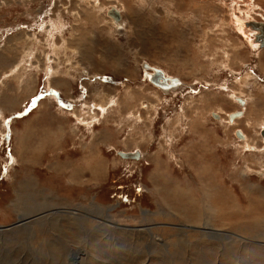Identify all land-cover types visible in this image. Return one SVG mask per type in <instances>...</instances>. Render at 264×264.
I'll use <instances>...</instances> for the list:
<instances>
[{
	"label": "rangeland",
	"instance_id": "1",
	"mask_svg": "<svg viewBox=\"0 0 264 264\" xmlns=\"http://www.w3.org/2000/svg\"><path fill=\"white\" fill-rule=\"evenodd\" d=\"M232 1L0 0V264H264V47Z\"/></svg>",
	"mask_w": 264,
	"mask_h": 264
},
{
	"label": "bare ground",
	"instance_id": "2",
	"mask_svg": "<svg viewBox=\"0 0 264 264\" xmlns=\"http://www.w3.org/2000/svg\"><path fill=\"white\" fill-rule=\"evenodd\" d=\"M248 2V0H237L236 2H234V1H232V7H233V9H232V11H230V19H231V24L233 25V29H235V31L245 40V42L247 43V45H249L250 47H252V49L254 48L255 50H257V47H259V45H260V43L259 42H257L256 40H255V37H256V35L258 34V31H256V30H254L253 29V27H252V23H254L255 21H253V20H250L251 18L250 17H248L247 15V18L249 19L247 22H245V13L246 12H242V14H238V9H237V6H239L240 5V3H241V5H242V2ZM250 1V0H249ZM250 3H251V1H250ZM193 4V3H192ZM199 4V3H198ZM244 4H246V3H244ZM243 4V5H244ZM95 5V4H94ZM221 5H224V4H221ZM111 5H109L108 7H110ZM248 6V5H247ZM193 7V6H192ZM226 7V6H225ZM66 10V9H65ZM122 9L121 8H119V7H117V6H115V5H113L112 7H110L109 8V10L107 11L108 12V14H109V16L111 17V18H113L114 20H115V22H113L112 20H110L111 22V24H112V26L114 25V23L116 24V25H114V27H119V28H121V27H123L124 26V21H123V19H122ZM255 11H257V13L262 17V19H264V12L262 11V9H256ZM256 23H259V22H256ZM260 23H264V22H260ZM254 41L255 42H257V43H254ZM255 44V45H254ZM260 47L261 48H263L264 47V45L263 46H261L260 45ZM150 70H154V68H150ZM154 72V71H153ZM163 74V73H162ZM163 76H164V74H163ZM150 78V77H149ZM167 79H173V78H167ZM66 85V84H65ZM176 85H178V83L176 84ZM173 90V89H172ZM237 95V94H236ZM235 95V96H236ZM240 95V94H239ZM232 96V95H231ZM234 97V96H233ZM243 99V98H242ZM242 99H238V98H235V100H237V102L238 103H240L242 106H243V104H244V101L242 100ZM244 99H245V97H244ZM99 100V99H98ZM246 103V102H245ZM96 105V104H95ZM97 107H99L100 109H102L103 107H102V105H100L99 104V106L98 105H96ZM241 106V107H242ZM245 106V105H244ZM240 113H234V114H232V115H229V117H230V120H234V119H236L237 117H240V116H242V114H243V112H241V111H239ZM219 115L217 112H215L214 113V117L215 118H218L217 116ZM221 116V115H220ZM219 116V117H220ZM219 119V118H218ZM222 120H223V118H222ZM220 121H221V119H220ZM222 122V121H221ZM228 127V126H227ZM263 128H264V124L261 126V128H260V135L259 136H261V139H262V142H263V145H264V140H263V137H262V131L261 130H263ZM238 133H239V135H238ZM236 135H237V138H239L240 140H246V137L242 134V132L240 131V130H238L237 131V133H236ZM239 136V137H238ZM244 137H245V139H244ZM213 139H215V138H213ZM216 139H218V138H216ZM23 140H24V137L23 138H21V139H19V143L22 145L23 144ZM247 142V141H246ZM244 143V142H243ZM238 144V143H237ZM247 144H249V143H247ZM247 146V145H246ZM253 147H254V145H253ZM248 148V147H247ZM257 149V148H256ZM261 150V149H260ZM256 151V150H255ZM262 151V150H261ZM138 152V155L140 156V152L139 151H137ZM254 152V151H253ZM126 153V152H125ZM119 155L121 156V157H130V158H136L137 156L136 155H132V154H128V155H124L123 153H119ZM99 166V165H98ZM98 167L97 166H95L94 167V169L92 170L93 172H94V174L93 175H96L97 177H98V169H97ZM95 176V177H96ZM177 191V190H176ZM186 192V191H185ZM187 194H189V193H187ZM210 196V195H209ZM238 210V214H239V216H236V217H240L241 219H249V217H247L248 216V210H247V212H241V209L239 210V209H237ZM232 212H233V210H232ZM50 213V212H49ZM224 213V212H223ZM226 213H228V212H226ZM230 213H231V211H230ZM43 214H48V212H46V213H43ZM210 214V213H209ZM206 215V214H205ZM225 215V214H224ZM211 216V215H210ZM228 216V215H227ZM226 216V217H227ZM230 216H232V215H230ZM235 216V215H234ZM245 216V217H244ZM31 217V216H30ZM43 217V216H42ZM214 217V216H213ZM72 218H74V217H72ZM71 218V219H72ZM209 218V217H208ZM207 218V219H208ZM211 218V217H210ZM209 218V219H210ZM35 219V218H34ZM30 220V219H29ZM28 220V221H29ZM201 221V220H200ZM199 221V222H200ZM248 221V220H247ZM27 222V221H26ZM198 222V223H199ZM258 222V221H257ZM194 223V222H193ZM30 224V223H29ZM246 224V223H245ZM262 224V223H261ZM25 225V224H24ZM28 225V224H27ZM197 225V224H196ZM201 225V224H200ZM257 226V225H256ZM189 228V227H188ZM256 228V227H255ZM223 229H224V227H223ZM203 230V229H202ZM226 230V229H225ZM222 231V230H221ZM229 231H230V229H229ZM223 232V231H222ZM227 233V232H226ZM226 235V234H225ZM230 236V235H229Z\"/></svg>",
	"mask_w": 264,
	"mask_h": 264
},
{
	"label": "water",
	"instance_id": "3",
	"mask_svg": "<svg viewBox=\"0 0 264 264\" xmlns=\"http://www.w3.org/2000/svg\"><path fill=\"white\" fill-rule=\"evenodd\" d=\"M251 25H252L254 30L258 31V34L255 37V40L257 42H259L261 46H263L264 45V23L254 22ZM153 71H154V73L149 78L150 81L153 84L158 85L159 87H162L163 89H168V88H170L171 85L174 86L178 83V80H176V79H167L166 77H164L161 70H159V69L154 68ZM261 134H262V137L264 140V128H263ZM238 135H239V133H238Z\"/></svg>",
	"mask_w": 264,
	"mask_h": 264
},
{
	"label": "flooded vegetation",
	"instance_id": "4",
	"mask_svg": "<svg viewBox=\"0 0 264 264\" xmlns=\"http://www.w3.org/2000/svg\"><path fill=\"white\" fill-rule=\"evenodd\" d=\"M148 71H150V72H152L150 69L148 70ZM149 72V74H148V80H149V82H151L150 81V79H149V77L152 75V73H150ZM164 77H166V78H171V77H167L165 74H164ZM173 79H176V78H173ZM176 80H178V79H176ZM169 82V81H168ZM151 84L152 85H154V86H156L157 88H159L161 91H163V92H171V90L172 89H176V88H178V85H179V81H178V85H174V86H170V88H168V89H163L162 87H159L158 85H155V84H153L152 82H151ZM241 103V102H240ZM237 113H240V112H236V114ZM234 114V113H233ZM232 115V114H231ZM214 117V116H213ZM217 120V119H216ZM237 131L238 130H235L234 131V135H236V133H237ZM241 131V130H240ZM262 131V130H261ZM242 132V131H241ZM242 134L245 136V134L242 132ZM237 136V135H236ZM246 137V136H245ZM245 137H244V139H245ZM236 139H237V137H235ZM237 140H239V141H244V140H240V139H237ZM263 143V142H262Z\"/></svg>",
	"mask_w": 264,
	"mask_h": 264
}]
</instances>
